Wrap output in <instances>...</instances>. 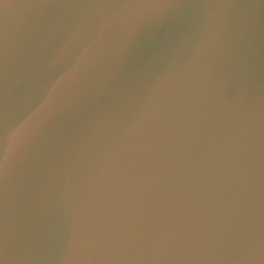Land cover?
Returning <instances> with one entry per match:
<instances>
[{
    "label": "water",
    "instance_id": "obj_1",
    "mask_svg": "<svg viewBox=\"0 0 264 264\" xmlns=\"http://www.w3.org/2000/svg\"><path fill=\"white\" fill-rule=\"evenodd\" d=\"M0 264H264V0H0Z\"/></svg>",
    "mask_w": 264,
    "mask_h": 264
},
{
    "label": "clouds",
    "instance_id": "obj_2",
    "mask_svg": "<svg viewBox=\"0 0 264 264\" xmlns=\"http://www.w3.org/2000/svg\"><path fill=\"white\" fill-rule=\"evenodd\" d=\"M115 15L116 14H114V16ZM109 27H110V23L107 19L101 21V25H100L101 37L104 31ZM81 35H82V26H78L72 33V36L69 42L65 44L63 47H61L60 49H58L55 52V54L51 56H47L46 60H44V62L39 65V67L37 68L35 72L34 78L39 77L42 73L49 72L52 69H54L63 59L71 43L80 39ZM98 42L99 41H94L93 44L89 46V49H85V51L81 54L80 58L77 60L76 64H74L71 68L65 71L63 75L60 76V78H65V77L68 78V85H71L72 83L80 79L82 72L87 69L90 63V58L87 59V62H85V56L90 50H92L98 44ZM47 47H48L47 43L42 44L41 47L38 49V55L45 56ZM106 83L107 82L105 80H101L99 82V84L96 87V91H95L96 95L101 94L105 90Z\"/></svg>",
    "mask_w": 264,
    "mask_h": 264
}]
</instances>
